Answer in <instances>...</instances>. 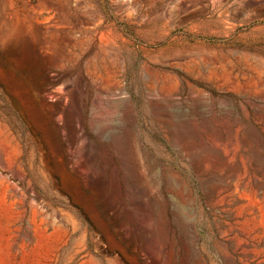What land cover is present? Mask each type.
Wrapping results in <instances>:
<instances>
[{
  "label": "rangeland",
  "instance_id": "1",
  "mask_svg": "<svg viewBox=\"0 0 264 264\" xmlns=\"http://www.w3.org/2000/svg\"><path fill=\"white\" fill-rule=\"evenodd\" d=\"M0 264H264V0H0Z\"/></svg>",
  "mask_w": 264,
  "mask_h": 264
}]
</instances>
